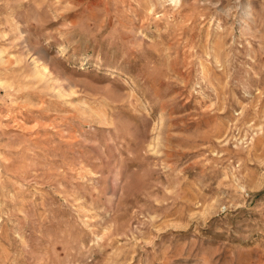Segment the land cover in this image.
Returning <instances> with one entry per match:
<instances>
[{
    "label": "rangeland",
    "instance_id": "1",
    "mask_svg": "<svg viewBox=\"0 0 264 264\" xmlns=\"http://www.w3.org/2000/svg\"><path fill=\"white\" fill-rule=\"evenodd\" d=\"M0 264H264V0H0Z\"/></svg>",
    "mask_w": 264,
    "mask_h": 264
}]
</instances>
